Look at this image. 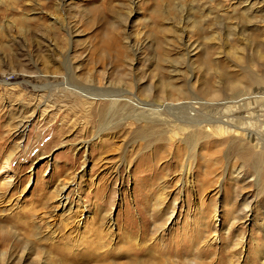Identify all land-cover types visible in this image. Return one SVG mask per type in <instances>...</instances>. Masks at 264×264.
Returning <instances> with one entry per match:
<instances>
[{
    "label": "rangeland",
    "instance_id": "1",
    "mask_svg": "<svg viewBox=\"0 0 264 264\" xmlns=\"http://www.w3.org/2000/svg\"><path fill=\"white\" fill-rule=\"evenodd\" d=\"M0 264H264V0H0Z\"/></svg>",
    "mask_w": 264,
    "mask_h": 264
},
{
    "label": "bare ground",
    "instance_id": "2",
    "mask_svg": "<svg viewBox=\"0 0 264 264\" xmlns=\"http://www.w3.org/2000/svg\"><path fill=\"white\" fill-rule=\"evenodd\" d=\"M162 108V107H161ZM160 108H158V110H159ZM156 115L157 113H153L152 115ZM160 114V113H159ZM206 123V122H205ZM202 124L203 123H199V124H197L198 125V128L200 127H202ZM217 124L218 125H221V128H220V130L221 131H224L225 132V130H226V132L227 133H229V132H231V131H233V129H234V132H235V130H238V129H240L241 128V126H235L234 124H231V123H228V122H226V121H224V120H217V122H216V120H213V121H211V122H208V124H207V127H209V128H211V129H213L212 131H215V130H217V129H219V128H217L218 126H217ZM211 126V127H210ZM215 127V128H214ZM216 132V131H215Z\"/></svg>",
    "mask_w": 264,
    "mask_h": 264
}]
</instances>
